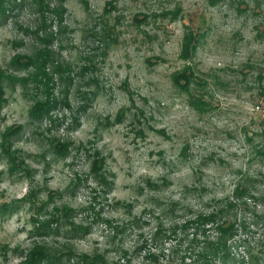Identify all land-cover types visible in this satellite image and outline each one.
I'll return each instance as SVG.
<instances>
[{
  "label": "rangeland",
  "instance_id": "obj_1",
  "mask_svg": "<svg viewBox=\"0 0 264 264\" xmlns=\"http://www.w3.org/2000/svg\"><path fill=\"white\" fill-rule=\"evenodd\" d=\"M238 1L63 0L60 25L47 13L42 30H57L52 41L57 58L78 71L69 111L76 114L82 102L86 108L77 123L47 130L48 123L30 120L32 86H8L2 126H22L14 147L27 156L32 174L10 172L0 147V203L20 199L31 188L39 198L47 189L61 194L39 211L26 202L10 216L0 214V246H9L6 254L0 249L4 264H17L22 258L18 247L34 241L33 214L45 215L61 202L75 207L76 221L91 224L88 233L73 239L79 252L101 251L119 264H189L200 258L203 238L211 239L215 229L208 224L202 233L200 227H184L185 221L209 212L242 177L263 186L258 180L264 176V41L257 32L264 37V0H247L241 11L234 7ZM7 5V19L0 16L3 68L16 53L32 54L41 45L32 30L43 25L36 0H7ZM174 9L179 10L174 21L162 13ZM105 25L111 27L107 38ZM189 28L205 31L191 60L204 79L201 86L192 84V92L208 101L205 110L191 107L187 93L170 80L184 63L179 53ZM89 59L91 70L79 72ZM88 89L95 92L91 100L83 97ZM62 112L71 122L67 109ZM54 135L82 142L89 153L98 149L110 187L104 190L92 181L83 150L52 155L47 140ZM250 204L235 217L239 225L230 257H216L214 264H264V202ZM159 225L173 231L154 236ZM43 238L64 248L63 233L37 239Z\"/></svg>",
  "mask_w": 264,
  "mask_h": 264
},
{
  "label": "trees",
  "instance_id": "obj_2",
  "mask_svg": "<svg viewBox=\"0 0 264 264\" xmlns=\"http://www.w3.org/2000/svg\"><path fill=\"white\" fill-rule=\"evenodd\" d=\"M216 0H213L215 2ZM247 0H241L234 6L236 10L241 11V7L244 4L246 8L248 6ZM39 9V16L42 18L41 24L36 25L32 30V35L38 39L41 43L33 53H20L15 54L10 57L7 68L0 67V113L4 106L8 104V97L6 91L8 86H14L18 83L24 88L32 86L34 90L33 102L29 107L30 120L33 123L46 122L48 126H45L47 130L51 127L56 129L59 126L72 125V121L77 123L78 116L86 108V102L79 104L76 114L70 112L72 109L71 101L69 98V93L72 89L71 83L78 74V71L74 72V66L68 62H61L57 58L55 51L53 50V40L57 36V30L52 31L50 28L47 30H42L41 26H46V16L47 13L53 14L57 19L59 25L63 20V14L66 11L63 0H57L56 3H52L53 0H36ZM10 3V1H9ZM7 0H0V16L7 19ZM164 16H170V20L174 21L178 18L179 10L174 9V11L164 10L162 11ZM136 21L138 16L134 17ZM48 28V27H47ZM111 27L108 25L103 26L102 33H106V38L110 35L109 32ZM59 31V30H58ZM258 37L264 41V37L257 32ZM205 31H201L198 28H189L183 32L181 49L179 57L184 60L182 67L171 72L172 83L175 87L180 90L185 91L188 95V104L196 109L205 110L208 101L203 98L201 93L192 92V84H198L201 86L204 83V79L196 72L195 67L191 65V60L196 54L198 46L203 42ZM111 36V35H110ZM111 39L113 37H110ZM110 39V40H111ZM112 41V40H111ZM110 41V42H111ZM109 42V43H110ZM115 43V41H113ZM106 47L104 48V50ZM94 63L92 59H89L80 67H78L79 72L83 73L85 71H90ZM24 71L23 73H21ZM26 71V72H25ZM260 73H256V76ZM262 75V74H261ZM258 76L259 82H261L263 76ZM91 85V84H90ZM90 85H88L90 87ZM264 87V84L262 85ZM92 89H88L83 97L91 100V95L93 96L95 92ZM264 90V89H263ZM264 93V91H263ZM84 103V104H83ZM67 109L71 117V122L67 121L66 112H62ZM122 110L118 112L117 120H120L122 116ZM23 130L22 126L19 124L9 125L7 127L2 126L1 115H0V147L1 154L6 158L8 163V170L10 172L19 171L21 174L31 175L32 170L27 162V156L21 154L20 150L14 147L13 137ZM264 133V126L262 129ZM49 149L52 155L56 156H67L72 149L77 151H82L86 154L90 160L88 168V173L91 176L94 183L106 187H110L112 181H109V176L105 171L104 167V156L98 149L95 148L94 151H88V148L80 142L76 145L69 137L63 139L61 136L54 135L49 138ZM260 153L264 154L263 150ZM260 179V178H259ZM263 182L262 188H258L253 184L248 178L242 177L241 180L237 182L232 189V193L229 196L224 197V199L217 201L212 204L209 212L199 211L196 213L194 219H187L184 223V227L189 225L200 227L202 233L205 232V226L209 224L215 229V236L211 239L208 236L203 238V244L200 246L201 250L198 253L200 258L197 261L190 262L189 264H214L213 260L219 257L221 260L230 257L232 238L236 236L238 230V222L235 217L237 213L244 209H249L252 200H261L264 202V176L263 180H258ZM261 182V183H262ZM42 190V189H40ZM61 194L58 189L46 191V196L44 198L37 194L36 188H31L24 197L20 199H14L12 202L3 201L0 203V214L4 215L8 213L9 216L13 211L18 209L22 203L29 202V207L36 208L38 211L44 209L48 204V201H52L54 196ZM126 206L130 205L125 202ZM75 207L68 205L64 202L52 205L51 209L44 210L43 214H33V225H32V237H35L30 246L27 248L18 247L19 254L22 256L17 264H119L117 261L113 260L110 262L108 257L104 252L101 251H77L73 245V239L76 237H83L91 229V224H82L76 221L72 213ZM244 226V221H241ZM171 233L173 229H168ZM168 230H163L159 225L154 231V236L158 234H165ZM63 233L65 236L64 248L59 249L58 247H53L50 242L43 238L42 241H38V237L42 236H54L56 234ZM9 246L1 245L0 249L6 254V249ZM123 258H127L129 255L128 251L124 249L120 250ZM249 259L252 262L254 256L251 251H249ZM120 256V257H121ZM127 263H130L129 259ZM0 264H4L0 259Z\"/></svg>",
  "mask_w": 264,
  "mask_h": 264
}]
</instances>
